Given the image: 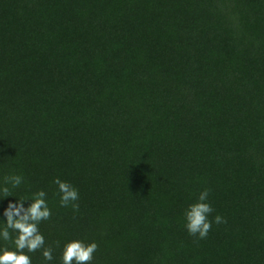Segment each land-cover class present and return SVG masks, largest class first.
I'll return each mask as SVG.
<instances>
[{
  "label": "trees",
  "instance_id": "trees-1",
  "mask_svg": "<svg viewBox=\"0 0 264 264\" xmlns=\"http://www.w3.org/2000/svg\"><path fill=\"white\" fill-rule=\"evenodd\" d=\"M12 174L0 228L39 190L52 213L53 259L32 264H62L70 239L98 244L91 264H264V0H0V183ZM204 189L198 239L184 211Z\"/></svg>",
  "mask_w": 264,
  "mask_h": 264
},
{
  "label": "clouds",
  "instance_id": "clouds-1",
  "mask_svg": "<svg viewBox=\"0 0 264 264\" xmlns=\"http://www.w3.org/2000/svg\"><path fill=\"white\" fill-rule=\"evenodd\" d=\"M23 183L21 175H6L0 183V198L11 196V190L18 188ZM54 183L58 186L59 203L61 207H71L73 211L79 210V192L70 183L56 178ZM47 193L39 190L33 193L30 199H18L9 202L3 211L6 218L5 226L0 228V240L11 243L0 247V264H32L31 257L27 253L42 250L44 260L53 259V248L45 247V237L40 232L41 222L51 218V209L47 203ZM209 190L201 191L196 200L190 203L184 211V226L190 236L198 239L207 238L212 228V220L209 216L214 211L208 202ZM31 202L25 206L24 201ZM216 224L226 223L220 215L214 217ZM13 233L15 235H13ZM60 247V242H56ZM98 250L95 241L70 239L63 244L61 252L62 264H91L94 254Z\"/></svg>",
  "mask_w": 264,
  "mask_h": 264
}]
</instances>
